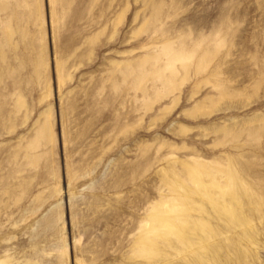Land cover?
<instances>
[{"label":"rangeland","instance_id":"374dc122","mask_svg":"<svg viewBox=\"0 0 264 264\" xmlns=\"http://www.w3.org/2000/svg\"><path fill=\"white\" fill-rule=\"evenodd\" d=\"M0 264H264V0H0Z\"/></svg>","mask_w":264,"mask_h":264},{"label":"bare ground","instance_id":"6f19581e","mask_svg":"<svg viewBox=\"0 0 264 264\" xmlns=\"http://www.w3.org/2000/svg\"><path fill=\"white\" fill-rule=\"evenodd\" d=\"M200 184H201V183H200ZM159 214H160V213H159ZM155 215H156V214H155ZM157 217H160V215L158 216V214H157L156 218H157ZM161 217H162V216H161ZM161 217H160V218H161ZM164 217H165V216H164ZM164 217H163V218H164ZM163 218H161V219H163ZM161 222H162V221H161ZM168 223H169V222H168ZM171 223H173V222H171ZM172 226H173V225H172ZM170 229H171V228H170Z\"/></svg>","mask_w":264,"mask_h":264}]
</instances>
